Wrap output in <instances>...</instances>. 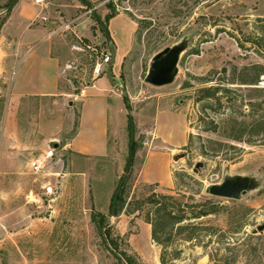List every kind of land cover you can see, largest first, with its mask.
Segmentation results:
<instances>
[{
    "label": "rangeland",
    "instance_id": "374dc122",
    "mask_svg": "<svg viewBox=\"0 0 264 264\" xmlns=\"http://www.w3.org/2000/svg\"><path fill=\"white\" fill-rule=\"evenodd\" d=\"M15 1L0 0V35ZM45 1L57 13L62 5H75L71 11L58 13L63 22L55 26L70 22L73 27L79 23L76 17L84 19L81 33L64 27L58 31L72 46L66 65L71 96L55 102L14 101L11 73L0 70V264H127L115 254L120 251L140 264H162L161 255L167 264H264V230L253 232L264 224V138L249 145L227 140L222 129L204 130L212 125L211 120L222 125L234 109L241 111L239 101H244L242 109L248 112L252 91L246 85L228 84L234 91L220 108L213 100H197L198 89L217 83L224 67L231 78L235 67L264 62L256 52L263 46L248 40L264 19V0ZM118 12L126 13L137 25L131 50L116 75L119 92L134 118L133 139L127 129L106 156L56 151L42 169H33L31 159L50 147L47 134L61 126V141L75 134L78 95L92 75L93 61L112 49L95 14L106 23V15ZM177 45H184V50L174 82L148 83L145 78L153 56ZM195 49L199 52L194 53ZM203 77L214 80L203 83ZM236 96L239 101L234 102ZM208 103L214 107H204ZM168 108L186 121L189 137L186 145L173 151V156L185 154L176 160L172 157L175 187L162 189L143 181L140 172L149 150L159 146L154 117ZM131 141L136 152L127 171ZM220 141L240 148L220 146ZM198 162L203 166L195 172ZM154 164L161 170L159 159L151 158L150 165ZM123 176H128V201L144 199L155 191L216 211L192 220V237L187 230L166 234L168 246L164 248L153 239L152 225L145 220L149 204L133 213L127 207L118 215L112 213ZM236 176L253 180V187L240 198L208 193L211 185ZM93 211L108 217L111 235L106 240L92 221ZM111 239L117 246L110 244Z\"/></svg>",
    "mask_w": 264,
    "mask_h": 264
},
{
    "label": "crops",
    "instance_id": "0c3cea01",
    "mask_svg": "<svg viewBox=\"0 0 264 264\" xmlns=\"http://www.w3.org/2000/svg\"><path fill=\"white\" fill-rule=\"evenodd\" d=\"M53 6L46 1L37 4L34 0H17L3 25L0 35V70L11 73L10 88L14 101L55 102L71 96L66 65L72 46L65 35L58 33L63 25H55L59 21L63 22V17L58 13L71 11L75 5H62L58 13ZM75 19H79V23L73 27L71 24V30L81 33L79 26L84 19L80 20L81 16ZM107 26L110 33L108 44L116 54L112 66L114 83L106 73L95 80L89 77L90 84L82 88L76 101L79 117L75 134L61 141L59 136L64 132V126L47 134L48 144L56 151H74L89 157L106 156L112 146L117 145L116 141L121 140L127 129H130V111L119 92L116 75L131 50L137 25L126 13L118 12L107 21ZM68 105L72 118V100ZM153 123L159 146L157 144L158 148L149 150L140 178L145 182L157 183L162 189H173L176 185L173 151L176 147L186 145L188 126L170 108L159 111ZM151 158L160 160L161 174L156 164L150 165Z\"/></svg>",
    "mask_w": 264,
    "mask_h": 264
},
{
    "label": "trees",
    "instance_id": "16d2710c",
    "mask_svg": "<svg viewBox=\"0 0 264 264\" xmlns=\"http://www.w3.org/2000/svg\"><path fill=\"white\" fill-rule=\"evenodd\" d=\"M115 14L116 13H110L106 15V25L107 21ZM260 21L261 25L259 26V30L253 33V35H250L248 40L251 41L252 44L258 43L264 48V19H260ZM198 52V49L194 50V53ZM256 52L264 60V49H258ZM227 71L228 69L225 67L222 69V74L219 76L217 83L203 85L200 87L198 89L199 95L197 100H213L214 104L220 108L225 103V99L230 98L229 94L234 91V89H231L227 86L228 84L246 85V88H249V90L252 91V94L249 95V103L247 104L249 111H243L242 107H245L243 103L244 101H239L238 96H236L234 102H237V100L240 102L239 106L241 107V111L234 109L229 115H227L226 118L223 119L224 122L222 125L215 123L214 120H211L210 122L212 125L206 126L204 130L219 131V129H222V136L227 140L254 145L256 144V138H264V85H261L262 78L264 77V62H252L240 69L235 67L232 71L231 78L227 76ZM213 80L214 79H210L209 77H203V83H208ZM232 104L230 106H234L235 108L236 103ZM204 107L213 108L214 106L208 103L204 105ZM127 108L130 110L129 106H127ZM129 123L130 131L132 125L134 132V118L131 113L129 114ZM134 142L131 141L130 143V151H132L133 154L136 152ZM219 145L229 146L234 149L240 148L235 144L222 141L219 142ZM203 152L206 153L205 149ZM127 179L128 176H123L121 178L123 183L114 213L118 215L126 207L129 208L127 209L128 212L133 213L135 211L141 210L146 204H149L150 209L145 213V220L152 225L153 239L158 244L164 245V248L168 246V239L163 238L166 236V234H172L174 231L177 234H182L185 230H187L189 231V237H192L195 230L192 220L213 214L216 211L213 208H207L206 205L183 202L179 197L174 195L163 192L158 193L155 191L144 199H134L128 201L126 197ZM92 221L106 240L107 235H111V225L107 215L102 212L93 211ZM110 244L116 245L117 243L115 240L111 239ZM115 254L121 262L126 261L127 264H140L137 262L134 256L130 255L126 251H120L119 253ZM160 259L162 264H167L163 255H161Z\"/></svg>",
    "mask_w": 264,
    "mask_h": 264
},
{
    "label": "water",
    "instance_id": "95a60500",
    "mask_svg": "<svg viewBox=\"0 0 264 264\" xmlns=\"http://www.w3.org/2000/svg\"><path fill=\"white\" fill-rule=\"evenodd\" d=\"M97 21L103 28L106 36L110 39V33L108 31V26L102 21V19L95 14ZM184 50V45H177L174 47H167L162 51L155 54L152 58L150 69L146 76V81L154 86H165L174 82L176 75L178 73V63L180 55ZM112 61L109 63L106 69V75L114 83L112 75V66L116 58L114 49H111ZM133 127L131 125V139H133ZM185 154H178L174 156V159H179L184 157ZM133 157V152L130 151V158L127 165V171H129L131 166V160ZM203 166L202 162H198L195 166L194 171L197 172L200 167ZM123 181L120 184L114 194L112 202V213L114 214L118 196L122 187ZM253 187V180L247 177H230L224 180L220 184H213L209 187L208 193L215 197L228 198V199H238L242 194H245L248 190ZM264 230V224L259 225L254 229V233Z\"/></svg>",
    "mask_w": 264,
    "mask_h": 264
},
{
    "label": "built area",
    "instance_id": "2783aa9c",
    "mask_svg": "<svg viewBox=\"0 0 264 264\" xmlns=\"http://www.w3.org/2000/svg\"><path fill=\"white\" fill-rule=\"evenodd\" d=\"M37 4H44L45 0H34ZM47 19V18H44ZM66 29H71V24L70 22L64 24L63 26ZM112 61V53L111 51L107 54H105L103 57L101 58H96L93 61V65H92V75H91V79L95 80L97 79L99 76H101L102 74L106 73V69L107 66L109 65V63ZM86 84H90L88 83V81H85V84H83L84 86ZM83 86V87H84ZM82 92V89H81ZM56 154V149L54 147H49L48 150H46L43 154H41L38 157L33 158L30 161V166L35 169V170H40L45 166V162L49 161L50 159H53V157Z\"/></svg>",
    "mask_w": 264,
    "mask_h": 264
},
{
    "label": "bare ground",
    "instance_id": "6f19581e",
    "mask_svg": "<svg viewBox=\"0 0 264 264\" xmlns=\"http://www.w3.org/2000/svg\"><path fill=\"white\" fill-rule=\"evenodd\" d=\"M206 259V258H205Z\"/></svg>",
    "mask_w": 264,
    "mask_h": 264
}]
</instances>
